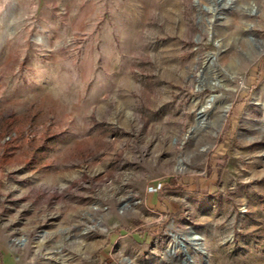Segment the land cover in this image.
I'll return each mask as SVG.
<instances>
[{
    "label": "rangeland",
    "instance_id": "obj_1",
    "mask_svg": "<svg viewBox=\"0 0 264 264\" xmlns=\"http://www.w3.org/2000/svg\"><path fill=\"white\" fill-rule=\"evenodd\" d=\"M0 264H264V0H0Z\"/></svg>",
    "mask_w": 264,
    "mask_h": 264
},
{
    "label": "bare ground",
    "instance_id": "obj_2",
    "mask_svg": "<svg viewBox=\"0 0 264 264\" xmlns=\"http://www.w3.org/2000/svg\"><path fill=\"white\" fill-rule=\"evenodd\" d=\"M216 100H217V97H216V96H213L212 99H211V98H208V99L205 101L204 105L202 106V109L200 110V113H201L202 116L205 115V113L208 112L209 110L213 109V107H214V103H215ZM227 108H229V106H227ZM202 113H203V114H202ZM198 238H199V236H198L197 234H193L192 237H191V241H192V243H193V241H196L195 244H196V245H199V243H198ZM175 240H176V239H175ZM174 242H175V241H174ZM193 245H194V243H193ZM175 247H176V246L173 245V247H172L171 249H173V248L175 249ZM194 248H195V247H194Z\"/></svg>",
    "mask_w": 264,
    "mask_h": 264
},
{
    "label": "water",
    "instance_id": "obj_3",
    "mask_svg": "<svg viewBox=\"0 0 264 264\" xmlns=\"http://www.w3.org/2000/svg\"><path fill=\"white\" fill-rule=\"evenodd\" d=\"M211 99H212V97H211ZM199 114H200V116H202L201 113H199Z\"/></svg>",
    "mask_w": 264,
    "mask_h": 264
}]
</instances>
